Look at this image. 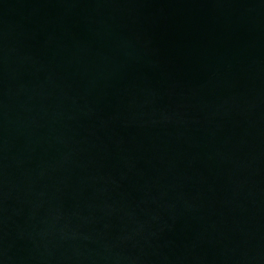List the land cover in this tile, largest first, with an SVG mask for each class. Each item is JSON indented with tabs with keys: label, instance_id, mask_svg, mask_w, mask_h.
Segmentation results:
<instances>
[{
	"label": "water",
	"instance_id": "1",
	"mask_svg": "<svg viewBox=\"0 0 264 264\" xmlns=\"http://www.w3.org/2000/svg\"><path fill=\"white\" fill-rule=\"evenodd\" d=\"M0 264H264V0H0Z\"/></svg>",
	"mask_w": 264,
	"mask_h": 264
}]
</instances>
